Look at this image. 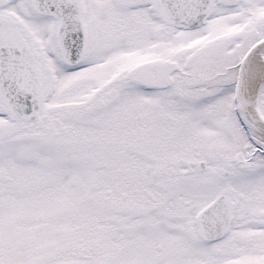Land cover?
<instances>
[{
    "label": "snow or ice",
    "instance_id": "snow-or-ice-1",
    "mask_svg": "<svg viewBox=\"0 0 264 264\" xmlns=\"http://www.w3.org/2000/svg\"><path fill=\"white\" fill-rule=\"evenodd\" d=\"M0 264H264V0H0Z\"/></svg>",
    "mask_w": 264,
    "mask_h": 264
}]
</instances>
